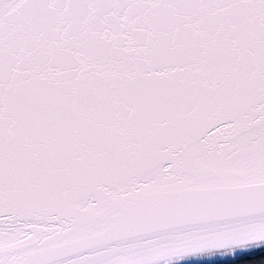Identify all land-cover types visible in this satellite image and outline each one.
<instances>
[{
    "label": "snow or ice",
    "instance_id": "obj_1",
    "mask_svg": "<svg viewBox=\"0 0 264 264\" xmlns=\"http://www.w3.org/2000/svg\"><path fill=\"white\" fill-rule=\"evenodd\" d=\"M0 264H264V0H0Z\"/></svg>",
    "mask_w": 264,
    "mask_h": 264
}]
</instances>
